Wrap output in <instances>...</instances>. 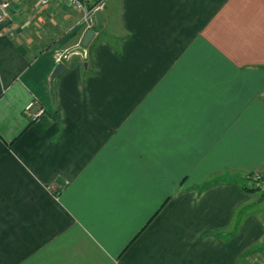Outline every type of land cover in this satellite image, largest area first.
<instances>
[{
  "label": "crops",
  "instance_id": "1",
  "mask_svg": "<svg viewBox=\"0 0 264 264\" xmlns=\"http://www.w3.org/2000/svg\"><path fill=\"white\" fill-rule=\"evenodd\" d=\"M32 3L16 0L0 36V245L264 264L240 185L264 173V0H105L82 54L78 17L63 29L52 5L41 33L21 26Z\"/></svg>",
  "mask_w": 264,
  "mask_h": 264
},
{
  "label": "rangeland",
  "instance_id": "2",
  "mask_svg": "<svg viewBox=\"0 0 264 264\" xmlns=\"http://www.w3.org/2000/svg\"><path fill=\"white\" fill-rule=\"evenodd\" d=\"M37 1L38 0H33V3H32L33 7L31 10V12H33V14L31 13V18L29 20L30 22L21 21V23L22 22L24 23L23 25H21L22 27L27 26V28H31L33 30H36V32L40 31V33H41V29L45 25H47V24L52 25L54 22L50 18L47 19V17H45L46 14L50 12L49 9H50V7L52 8V6H53V8H55L54 11H58L60 13H63L64 16L65 15L70 16V18H71V19L69 18L68 24H64V25L62 24L61 27L63 29L72 27V23L74 22V20L77 17L79 18V16H77V15L74 16L73 13H76V12H74L71 8H69L66 5H63V4L59 5L58 4L59 2L57 3V2L51 0L46 7H42L40 5L36 7ZM72 11H73V13H72ZM212 180H214V179H212ZM246 181H247L246 178H245V181L241 180L240 185L242 187H244V186L247 187L248 185H247ZM261 191L257 190L253 193H250V195H252L254 198L253 199L254 202H251L250 205H248L246 207L247 209L245 210V212H249L250 214H255L258 217H262L261 221L263 222L262 226H263V235H264V192H261ZM166 201H165V203H166ZM162 206L163 205H161V208H162ZM160 210H162V209H160ZM150 221L151 220H149L147 222V224H149ZM144 229L145 228L143 227L142 230H144ZM18 230H19V228L16 231V235L19 234ZM142 230L138 234H140L142 232ZM37 239L38 238H36V241L31 242L30 244L28 243L29 245H27V246H26L25 242H18L17 244L15 243L16 250L13 249L14 247L12 244H10V245L1 244L0 250L4 249V250H7L9 252L14 251L16 254L13 256V253H9L6 258H3V259L0 258V264H104L102 262L103 261L102 258H98V256L95 258L94 255L93 256L88 255V257L81 258V259H77V258H73V257L65 259V258H56V257H53L52 255L50 256V253H49V255L47 257L40 258L39 252H41V250L44 251V246L41 248ZM263 242H264V239H263ZM131 243H132V241L128 244V246ZM20 246H23V247H20ZM19 250L21 251V253L19 252ZM255 251H257V257L251 258L252 261H254V262L255 261H257V262L258 261L259 262L264 261V257H263L264 249L257 248ZM115 264H119V258L115 259Z\"/></svg>",
  "mask_w": 264,
  "mask_h": 264
},
{
  "label": "built area",
  "instance_id": "3",
  "mask_svg": "<svg viewBox=\"0 0 264 264\" xmlns=\"http://www.w3.org/2000/svg\"><path fill=\"white\" fill-rule=\"evenodd\" d=\"M51 0H40L39 5L46 7ZM63 5L68 6L79 16L76 26H81L85 31L93 30L96 27L95 14L102 12L105 5V0H56ZM16 0H0V36L8 34L10 28L7 26L12 20V8ZM79 47V46H78ZM85 50V49H84ZM67 54L60 55L59 59H66ZM35 102L29 103L25 109L24 114L30 118L31 121H37L43 114L42 108L33 110ZM247 188L256 189L264 192V174L262 172H254L246 177Z\"/></svg>",
  "mask_w": 264,
  "mask_h": 264
},
{
  "label": "water",
  "instance_id": "4",
  "mask_svg": "<svg viewBox=\"0 0 264 264\" xmlns=\"http://www.w3.org/2000/svg\"><path fill=\"white\" fill-rule=\"evenodd\" d=\"M95 19H96V26L100 27L101 25V12H97L95 14ZM94 31L93 30H87L85 35L82 38L80 46L74 50L75 53L82 54L84 52V49L88 46L89 41L93 37ZM64 66L62 63H59L56 65V67L53 70L52 73V79H54L62 70Z\"/></svg>",
  "mask_w": 264,
  "mask_h": 264
},
{
  "label": "trees",
  "instance_id": "5",
  "mask_svg": "<svg viewBox=\"0 0 264 264\" xmlns=\"http://www.w3.org/2000/svg\"><path fill=\"white\" fill-rule=\"evenodd\" d=\"M98 27H95L94 30H96ZM243 191L247 192V193H253L255 191H257L256 189H249L246 186L242 187ZM260 249H264V242L261 244V246L259 247Z\"/></svg>",
  "mask_w": 264,
  "mask_h": 264
}]
</instances>
